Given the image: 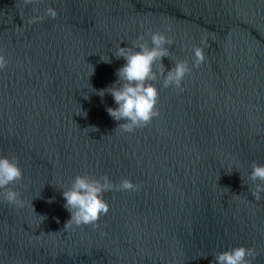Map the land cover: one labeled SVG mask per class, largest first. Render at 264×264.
Returning <instances> with one entry per match:
<instances>
[{
    "label": "water",
    "instance_id": "95a60500",
    "mask_svg": "<svg viewBox=\"0 0 264 264\" xmlns=\"http://www.w3.org/2000/svg\"><path fill=\"white\" fill-rule=\"evenodd\" d=\"M49 6L55 19L29 23ZM149 29L174 41L166 70L187 60L191 73L184 91L156 82L159 118L125 133L96 93L118 79L117 46L150 43ZM0 54V157L23 170V207L0 194V264H212L238 246L264 264L249 179L264 165V0H0ZM77 175L140 188L105 193L98 229H64Z\"/></svg>",
    "mask_w": 264,
    "mask_h": 264
},
{
    "label": "clouds",
    "instance_id": "9594fccd",
    "mask_svg": "<svg viewBox=\"0 0 264 264\" xmlns=\"http://www.w3.org/2000/svg\"><path fill=\"white\" fill-rule=\"evenodd\" d=\"M23 3L26 6L34 5L39 3V0H23ZM32 10L34 13L40 11L38 7ZM45 17L55 19L56 10L49 6L45 9L44 15H34L29 23L42 22ZM146 34L150 37V43L145 40L144 35H139L130 46H117L115 58L118 60L122 58L125 61L116 72L118 79L112 86L96 93L101 98L106 93L113 97L117 107H108L106 111L114 121H123L115 130L119 129L125 133H134L136 129L147 127L154 118H159L160 112L157 108L159 89L156 82L162 80L163 88L171 87L184 91L182 87L184 78L191 73L187 60H177L171 70H166L162 60L170 58V49L174 41L159 31L153 32L149 29ZM193 53V66L199 67L205 60L203 49L194 47ZM101 59L105 63H111L109 56L107 59ZM7 66L6 56L0 54V71L6 70ZM93 71L92 67V73ZM249 179L254 185L250 188L251 195L256 201H260L261 193H264V165L253 161ZM22 180L23 170L19 159L0 157V194L7 203L23 207L20 193L11 187ZM139 188L140 185L133 184L128 179L115 183L107 175L99 178L77 175L70 188L62 191L66 201L64 207L70 213V219L65 223L64 229L74 226L76 228L91 226L98 229L100 217L107 215L110 210L104 198L105 193L138 191ZM51 202L53 201L49 200V203ZM256 256L255 249L238 246L215 254L212 264H252Z\"/></svg>",
    "mask_w": 264,
    "mask_h": 264
}]
</instances>
